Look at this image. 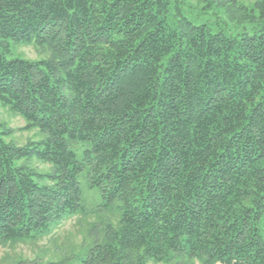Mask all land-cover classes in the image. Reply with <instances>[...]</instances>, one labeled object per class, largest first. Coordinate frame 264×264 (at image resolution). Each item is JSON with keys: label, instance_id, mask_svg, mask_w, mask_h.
Instances as JSON below:
<instances>
[{"label": "trees", "instance_id": "obj_1", "mask_svg": "<svg viewBox=\"0 0 264 264\" xmlns=\"http://www.w3.org/2000/svg\"><path fill=\"white\" fill-rule=\"evenodd\" d=\"M202 2L235 33L170 0H0V109L45 135L0 127V243L83 212L85 172L122 217L84 264H264V0Z\"/></svg>", "mask_w": 264, "mask_h": 264}, {"label": "rangeland", "instance_id": "obj_2", "mask_svg": "<svg viewBox=\"0 0 264 264\" xmlns=\"http://www.w3.org/2000/svg\"><path fill=\"white\" fill-rule=\"evenodd\" d=\"M174 9L181 11L195 22H206L215 29H222L226 34H234L235 28L227 25L226 21L219 23L217 14L222 17L219 9L203 8L202 0H170ZM51 58L47 49L30 45H11L8 60L42 61ZM26 121L8 109H0V127L12 130L5 140L17 146L40 142L45 135L39 129H25ZM70 149L76 153L79 160L83 158L84 150L90 144L69 141ZM36 162V161H35ZM33 166L35 164L33 163ZM48 170V165L38 166ZM79 183L83 193L85 210L74 217L66 219L60 225L53 227L52 232L37 240H19L0 243V264H18L21 261L37 260L43 264L58 263L71 259V264H84L89 249L96 243H104V230L108 225L118 227L122 209L121 203L107 204L98 188H91L87 174L79 175ZM152 264V263H151ZM195 264H199L196 262Z\"/></svg>", "mask_w": 264, "mask_h": 264}]
</instances>
